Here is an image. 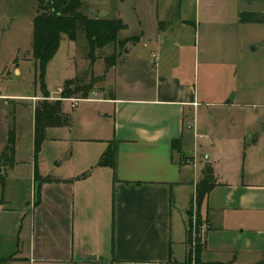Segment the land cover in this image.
<instances>
[{
    "label": "crops",
    "instance_id": "1",
    "mask_svg": "<svg viewBox=\"0 0 264 264\" xmlns=\"http://www.w3.org/2000/svg\"><path fill=\"white\" fill-rule=\"evenodd\" d=\"M82 2L85 16L121 19L128 28L119 38L139 41L102 76L106 87L96 98L85 100L97 104L81 116L98 135L84 141L97 148L58 181L33 177L26 229L8 225L23 213H0V264H167L171 256L184 263V216L197 202L196 188L188 208L183 192L206 166L215 186L199 208L202 261L262 262L264 111L246 109L264 104V0H160L145 15L133 9L134 36H124L126 0ZM111 146L116 168L98 167Z\"/></svg>",
    "mask_w": 264,
    "mask_h": 264
},
{
    "label": "rangeland",
    "instance_id": "2",
    "mask_svg": "<svg viewBox=\"0 0 264 264\" xmlns=\"http://www.w3.org/2000/svg\"><path fill=\"white\" fill-rule=\"evenodd\" d=\"M170 1L180 4L182 0ZM38 2L39 0H0V107H2L0 109V158L11 132L16 136V148L18 149L15 155V164L16 161L18 164L15 165V169L9 165L5 166L4 162L0 164V174L2 173L4 177V189L0 181V200L4 198L7 203L4 209L0 208V213L5 208L23 213L21 217L8 222L12 228L23 223L26 229L30 223L31 212L30 208H26V204L34 197L33 177L36 173L41 179L63 177L66 175L68 166H81L90 151L97 148L98 144L84 141L98 135L97 124L81 116L84 111L95 110L97 104L81 100L73 109L72 103L64 102L66 112L72 115L71 126L49 129L39 152H35L34 106L43 97L40 64L32 56L33 20L38 13ZM126 2L124 19L130 25V30L125 32L124 36H134L137 35L139 23L134 17L133 9L142 16L146 14L147 6L157 7L160 0H126ZM119 40L126 39L119 38ZM121 51L122 44H111L104 49L97 50L93 61L89 58V44L82 34L76 42H71L64 37L55 57L47 65L44 73V89L49 93L50 100L55 101L61 97L60 90L69 80H75L76 86L80 87L92 84L93 93L100 91L103 86L106 87L102 84V76L109 69L106 59L114 54L118 56ZM107 90V94L111 93L109 89ZM93 93L88 99L96 98ZM261 105L264 104L251 103L250 109L246 110L263 113L264 109L260 108ZM230 127V124L226 126L228 130ZM185 149L187 155L189 153L192 158L193 143H187ZM198 152L199 160H203L205 149L201 148ZM201 177L197 180V184ZM192 181L191 178L183 192L182 200L187 208L196 188ZM195 198L197 199V196ZM175 199L177 204H181L177 194ZM184 217L193 226L196 224V231L200 232L204 223L199 214L198 205L197 208L191 207L189 217L186 215Z\"/></svg>",
    "mask_w": 264,
    "mask_h": 264
},
{
    "label": "trees",
    "instance_id": "3",
    "mask_svg": "<svg viewBox=\"0 0 264 264\" xmlns=\"http://www.w3.org/2000/svg\"><path fill=\"white\" fill-rule=\"evenodd\" d=\"M82 0H39L38 13L33 20V42L32 56L40 64L42 72L43 97L35 105L34 109V136L35 152L38 153L40 146L45 140L46 132L49 129L68 128L72 124V115L65 110L64 102L59 99L86 100L93 93L92 84L88 86H76L75 80L65 82L61 97L55 101L50 100V95L45 91L43 81L47 65L55 57L60 43L64 37L71 42H76L82 34L89 44V58L95 60V52L111 44H122V51L106 59V65L111 68L116 65V59L123 55L125 47L130 42L138 43L139 38H129L124 41L119 40V34L127 30V25L121 19L97 20L85 16L81 9ZM180 140L173 143V148L180 151ZM16 136L11 132L7 146L0 158V164L15 167ZM117 151L115 146H111L104 153L98 167L116 168ZM89 174L80 177L83 179ZM1 185L4 189V177L0 174ZM35 181L39 184L45 182L58 181L53 178L41 179L35 174ZM215 178L213 169L206 166L202 172V178L196 186L197 205L203 204L207 194L214 188ZM200 218L198 222L200 223ZM193 225L188 222L186 231L187 256L184 263H177L172 256L167 264H224L220 262L204 263L201 259V239H197V248L193 250L192 239ZM234 264V263H229ZM259 264H264V260Z\"/></svg>",
    "mask_w": 264,
    "mask_h": 264
},
{
    "label": "built area",
    "instance_id": "4",
    "mask_svg": "<svg viewBox=\"0 0 264 264\" xmlns=\"http://www.w3.org/2000/svg\"><path fill=\"white\" fill-rule=\"evenodd\" d=\"M155 57V56H154ZM60 92L62 93V90H60ZM59 100H62L63 102H71L72 103V108H75L76 107V105H77V103L78 102H80L81 100H75V99H71V100H67V99H59ZM187 164L189 165V166H195L196 165V161H195V159H188L187 160ZM194 227V229L192 230V239H193V250L195 251L196 250V248H197V239H201V236H202V234H204L205 233V231H206V226L204 225L202 228H201V230H200V232L198 231H196V224H195V226H193ZM197 236L199 237V238H197Z\"/></svg>",
    "mask_w": 264,
    "mask_h": 264
},
{
    "label": "water",
    "instance_id": "5",
    "mask_svg": "<svg viewBox=\"0 0 264 264\" xmlns=\"http://www.w3.org/2000/svg\"><path fill=\"white\" fill-rule=\"evenodd\" d=\"M133 45H135V42L129 43L127 47L124 49V54H129L132 50ZM205 159L209 160V157H206Z\"/></svg>",
    "mask_w": 264,
    "mask_h": 264
}]
</instances>
